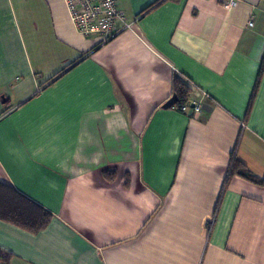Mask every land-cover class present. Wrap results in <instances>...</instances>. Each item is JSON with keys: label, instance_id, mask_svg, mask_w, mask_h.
I'll return each mask as SVG.
<instances>
[{"label": "crops", "instance_id": "crops-1", "mask_svg": "<svg viewBox=\"0 0 264 264\" xmlns=\"http://www.w3.org/2000/svg\"><path fill=\"white\" fill-rule=\"evenodd\" d=\"M116 1L101 43L63 0H0V181L53 214L0 220L9 264H264V184L228 177L264 178V0ZM174 74L201 113L164 106Z\"/></svg>", "mask_w": 264, "mask_h": 264}, {"label": "trees", "instance_id": "trees-1", "mask_svg": "<svg viewBox=\"0 0 264 264\" xmlns=\"http://www.w3.org/2000/svg\"><path fill=\"white\" fill-rule=\"evenodd\" d=\"M163 0H156L149 6L158 5ZM264 69V54L261 59V64L257 73L256 82L250 97L247 108V114L250 111L255 93L258 88L259 80ZM172 96H175V101L172 107L180 110V106L188 101L191 96L192 89L186 84L179 74H174ZM171 96V97H172ZM246 114V115H247ZM105 178L111 180L115 177L114 171H104ZM231 175H239L253 183L264 184V178H258L251 174L247 167L231 156L228 177ZM227 180L223 182V188L226 186ZM53 218V214L46 208L36 203L29 197L19 192L12 185L0 181V220L19 227L27 232L36 234L45 229ZM11 253L0 248V264H9Z\"/></svg>", "mask_w": 264, "mask_h": 264}, {"label": "built area", "instance_id": "built-area-1", "mask_svg": "<svg viewBox=\"0 0 264 264\" xmlns=\"http://www.w3.org/2000/svg\"><path fill=\"white\" fill-rule=\"evenodd\" d=\"M63 1L76 30L84 36H98L101 43L108 41L122 30L131 26L116 0ZM235 2L236 0H224L223 4L228 6ZM249 24H252V22H249ZM182 79L192 89V92L188 101L180 106V111L186 112L191 109L193 113H201L202 101L201 99L193 98L192 94L195 89L200 91L203 96H207V94L197 89L190 79L184 76H182Z\"/></svg>", "mask_w": 264, "mask_h": 264}, {"label": "water", "instance_id": "water-1", "mask_svg": "<svg viewBox=\"0 0 264 264\" xmlns=\"http://www.w3.org/2000/svg\"><path fill=\"white\" fill-rule=\"evenodd\" d=\"M174 101H175V96H172L171 98H169V99L165 102L164 106H165V107H169V106H171V105L174 103Z\"/></svg>", "mask_w": 264, "mask_h": 264}]
</instances>
